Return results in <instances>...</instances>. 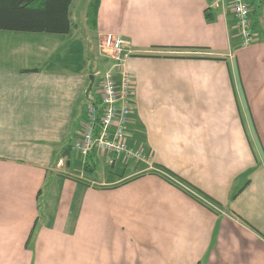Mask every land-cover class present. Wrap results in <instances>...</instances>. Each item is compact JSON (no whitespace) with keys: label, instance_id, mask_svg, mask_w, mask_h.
<instances>
[{"label":"crops","instance_id":"obj_1","mask_svg":"<svg viewBox=\"0 0 264 264\" xmlns=\"http://www.w3.org/2000/svg\"><path fill=\"white\" fill-rule=\"evenodd\" d=\"M88 2L89 38L128 42L145 160L71 148L101 83L74 9L68 34L0 30V264H264V0L246 46L229 1Z\"/></svg>","mask_w":264,"mask_h":264},{"label":"built area","instance_id":"obj_2","mask_svg":"<svg viewBox=\"0 0 264 264\" xmlns=\"http://www.w3.org/2000/svg\"><path fill=\"white\" fill-rule=\"evenodd\" d=\"M226 1H229L233 11L240 45H249L253 39L254 28L249 0H210L211 5L215 6ZM98 43L102 51L111 52L110 55H103L112 60L111 67L101 74L99 98H89L86 101V124L80 137L72 142L71 148L83 157L92 151L106 154L108 163H112L119 156L145 160L140 151L127 145L132 86L131 75L124 69V61L130 53L128 43L121 35L112 33L103 35ZM190 191L213 206L202 195Z\"/></svg>","mask_w":264,"mask_h":264},{"label":"trees","instance_id":"obj_3","mask_svg":"<svg viewBox=\"0 0 264 264\" xmlns=\"http://www.w3.org/2000/svg\"><path fill=\"white\" fill-rule=\"evenodd\" d=\"M98 1L88 2L89 20L96 12ZM71 3L72 0H0V30L68 34L73 27ZM205 18L212 19L209 13Z\"/></svg>","mask_w":264,"mask_h":264},{"label":"rangeland","instance_id":"obj_4","mask_svg":"<svg viewBox=\"0 0 264 264\" xmlns=\"http://www.w3.org/2000/svg\"><path fill=\"white\" fill-rule=\"evenodd\" d=\"M73 2H74L73 5H71L70 7H71L72 10L74 9L73 10V17L72 18H73L74 23L78 27V29H77V32L78 33L77 34L79 36V37H77V39H75V41H77L81 45L85 41L84 45L87 46V49L90 48L93 51L95 50L94 51V53H95V56H94L95 59L94 58H90L89 61L91 63V66H94V65L96 66V64L98 65L96 68H97V70L100 69L99 71H101V73L100 72L98 73V75H100V80H101V74H103L108 68L111 67V62H112V60L110 58L105 57L103 55H105V54L110 55L111 52L110 51L106 52L104 50H103L104 51L103 52L100 49L101 47L100 48L98 47L99 43H94V41L92 40V37L89 38V36H92V35H91L90 32H88L84 28V26L82 24V21L84 22V19H83L84 18V10L82 11V8H84V4L86 3V0H74ZM81 17H82V20H81ZM112 34H114V33H112ZM127 46H128V44H127ZM73 48H74V46H73ZM72 52H74V51H72ZM85 53H86V56H89V51L88 50ZM104 59H106L108 62L104 61ZM101 60L104 61V62L102 63ZM98 78H99V76L98 77L97 76L95 77L96 84L99 81ZM91 93H92V91H91ZM132 160H135V159H132ZM86 173H88V172H86ZM86 176H88V175H86Z\"/></svg>","mask_w":264,"mask_h":264},{"label":"water","instance_id":"obj_5","mask_svg":"<svg viewBox=\"0 0 264 264\" xmlns=\"http://www.w3.org/2000/svg\"><path fill=\"white\" fill-rule=\"evenodd\" d=\"M92 83H93V81H91L90 84H89V86L87 87L86 93L91 89Z\"/></svg>","mask_w":264,"mask_h":264}]
</instances>
